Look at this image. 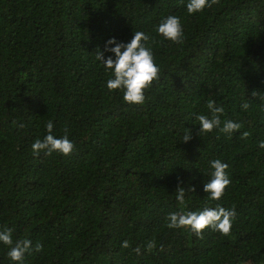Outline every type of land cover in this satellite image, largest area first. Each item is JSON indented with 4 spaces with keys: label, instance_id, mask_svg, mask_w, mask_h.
I'll return each instance as SVG.
<instances>
[{
    "label": "trees",
    "instance_id": "1",
    "mask_svg": "<svg viewBox=\"0 0 264 264\" xmlns=\"http://www.w3.org/2000/svg\"><path fill=\"white\" fill-rule=\"evenodd\" d=\"M170 14L179 45L154 32ZM132 30L150 35L160 68L142 105L110 93L95 60ZM261 97L264 0H215L191 16L184 0H0V229L42 245L24 264H264ZM209 100L241 128L198 135ZM49 121L73 141L68 156L32 153ZM217 158L231 183L212 201L203 184ZM218 204L236 213L227 235L167 227L171 212ZM6 251L0 264H11Z\"/></svg>",
    "mask_w": 264,
    "mask_h": 264
},
{
    "label": "clouds",
    "instance_id": "2",
    "mask_svg": "<svg viewBox=\"0 0 264 264\" xmlns=\"http://www.w3.org/2000/svg\"><path fill=\"white\" fill-rule=\"evenodd\" d=\"M215 0H184V8L189 16L201 13L206 8H211ZM156 36L173 44H181L184 38V28L181 18L177 15H167L160 18L154 25ZM150 35L143 30H132L131 39L127 42L118 40L115 36L104 41L101 50L97 48L95 60L108 75L105 81L106 89L112 93L121 94V99L128 105H142L145 102V92L152 87L153 82L159 79L160 68L155 62L153 51L149 46ZM107 53V55H106ZM256 97L255 92L252 93ZM264 100V97L260 98ZM207 114H196L193 125H198L200 133H211L214 129L231 136L241 128L239 122L225 120L222 124L221 116L224 109L209 100L206 105ZM242 110L249 108L248 103L241 104ZM222 125V126H221ZM54 124L49 121L46 125V134L43 138H36L31 144L34 155L43 153L50 155L57 153L68 156L74 150V143L68 135L56 136L53 133ZM247 132L241 133V138H246ZM191 139L190 130L183 136V142ZM258 147L264 149V140L258 142ZM209 179L203 184L204 193L212 201H218L224 195L226 187L231 183L226 169L227 163L220 159L208 161ZM193 189L189 187V190ZM186 189L178 186L175 189V200L179 205H185ZM236 213L234 209L225 208L219 204L215 207H204L201 210H186L171 212L167 215V227L171 229L187 228L195 235H201L202 230L208 228L227 235L232 227ZM0 246L7 249L5 255L11 264H24L26 255L39 253L42 245H33L30 239L13 240V229L5 227L0 229ZM127 247V242L122 243Z\"/></svg>",
    "mask_w": 264,
    "mask_h": 264
}]
</instances>
